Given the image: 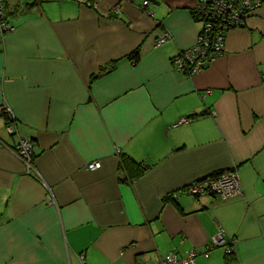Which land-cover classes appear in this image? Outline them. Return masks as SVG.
Returning <instances> with one entry per match:
<instances>
[{
    "label": "crops",
    "instance_id": "crops-1",
    "mask_svg": "<svg viewBox=\"0 0 264 264\" xmlns=\"http://www.w3.org/2000/svg\"><path fill=\"white\" fill-rule=\"evenodd\" d=\"M143 1H8L0 107L34 156L28 171L0 115V264H81V253L137 264L191 249L195 264H224L228 249L264 264V0L191 76L171 59L196 40L195 0H147L149 12ZM119 152L148 169L124 179ZM225 169L238 173L236 199L185 192Z\"/></svg>",
    "mask_w": 264,
    "mask_h": 264
},
{
    "label": "built area",
    "instance_id": "built-area-1",
    "mask_svg": "<svg viewBox=\"0 0 264 264\" xmlns=\"http://www.w3.org/2000/svg\"><path fill=\"white\" fill-rule=\"evenodd\" d=\"M9 0H0V32H8L13 25L7 20V3ZM80 3H89L92 0H75ZM147 0L142 3V8L149 12ZM261 4V0H195L194 15L199 23V31L193 45L178 51L172 57L173 68L176 72L191 76L203 69L206 63H210L220 57L224 51V43L227 32L233 27H241L245 24L249 14ZM164 33L156 40L157 45L164 43L168 37ZM4 113L8 122L5 129L8 134L16 135V143L11 147L16 156L24 163L28 171L32 170L34 145L29 138L18 134L15 119L9 107H0V113ZM187 117H181L176 124L188 122ZM100 166L98 161L88 163V169ZM185 192L193 196H216L223 201L234 200L241 195V187L238 173L234 169H225L214 175L197 179L186 186ZM219 238H214L215 244L221 243ZM207 256V253H204ZM197 252L187 250L183 256L174 251H168L164 255H156L151 260L141 261L137 264H195ZM81 264H84V255H78Z\"/></svg>",
    "mask_w": 264,
    "mask_h": 264
},
{
    "label": "trees",
    "instance_id": "trees-1",
    "mask_svg": "<svg viewBox=\"0 0 264 264\" xmlns=\"http://www.w3.org/2000/svg\"><path fill=\"white\" fill-rule=\"evenodd\" d=\"M191 15H192V18L195 21H197L196 16L194 15V11L192 9H191ZM113 65H114L113 63H109L108 65H106L105 69H110L113 67ZM204 114H206V111H203L199 114L194 113L187 118L190 119V117L202 116ZM0 115L4 116L5 123H7L8 120L5 114L1 112ZM118 155H119L120 173L122 177L126 180H133L135 178H138L149 167V165L143 162L136 161L135 159H133L132 157H130L129 155L125 153L119 152ZM224 264H240L232 249H228L227 253L224 255Z\"/></svg>",
    "mask_w": 264,
    "mask_h": 264
},
{
    "label": "water",
    "instance_id": "water-1",
    "mask_svg": "<svg viewBox=\"0 0 264 264\" xmlns=\"http://www.w3.org/2000/svg\"><path fill=\"white\" fill-rule=\"evenodd\" d=\"M208 64H209V63H206V64L203 66V68L206 67V65H208Z\"/></svg>",
    "mask_w": 264,
    "mask_h": 264
},
{
    "label": "rangeland",
    "instance_id": "rangeland-1",
    "mask_svg": "<svg viewBox=\"0 0 264 264\" xmlns=\"http://www.w3.org/2000/svg\"><path fill=\"white\" fill-rule=\"evenodd\" d=\"M261 3H262V1H261Z\"/></svg>",
    "mask_w": 264,
    "mask_h": 264
}]
</instances>
